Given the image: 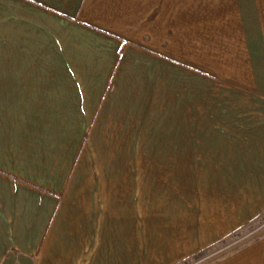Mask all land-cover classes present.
<instances>
[{
  "label": "crops",
  "instance_id": "0c3cea01",
  "mask_svg": "<svg viewBox=\"0 0 264 264\" xmlns=\"http://www.w3.org/2000/svg\"><path fill=\"white\" fill-rule=\"evenodd\" d=\"M0 7V26L9 14L14 28L0 32V264H182L219 238L196 240L159 263L136 262L118 237L121 222L129 227L127 198L102 195L90 213L79 210L71 179L88 125L102 140H127L139 100L144 123L159 125L168 99L182 101L184 74L198 71L168 45L242 47L209 51L214 60L254 62L227 70L251 81L238 115L229 116L238 117L226 148L245 166L254 163L249 153L264 157V0H0ZM207 264H264V233Z\"/></svg>",
  "mask_w": 264,
  "mask_h": 264
},
{
  "label": "rangeland",
  "instance_id": "374dc122",
  "mask_svg": "<svg viewBox=\"0 0 264 264\" xmlns=\"http://www.w3.org/2000/svg\"><path fill=\"white\" fill-rule=\"evenodd\" d=\"M7 16L6 29L0 26V32L9 35L14 28L13 19ZM107 24L111 26L109 31L117 29ZM162 47L168 48V54L182 56L184 64L193 67L198 75L184 74L182 101L168 99L161 125L155 124L154 118L152 124L144 123L142 100L137 105L138 123L127 134V140H102L95 133L96 125H88V139L72 174L71 180L77 185L72 197L80 203L77 208L84 206L88 213L94 208L91 202L102 195L122 203L127 198L128 204L123 206L129 209V227L121 222L118 237H124L128 253L136 262L149 259L159 263L165 255L174 257L176 251H187L185 247L196 240L203 244L219 237L197 250V258L182 263L207 264L264 233V157H251L254 152L249 153L247 157L254 163L245 166L238 163L237 150L226 148L230 124L238 117L229 116L238 115L237 107L244 95L240 92L251 81L231 76L235 73L229 75L227 70L234 65L237 71L245 63L250 68L254 62L214 60L209 52H217L211 50L217 48L221 54L223 49L238 52L242 49L239 44L205 43L196 50L190 45ZM136 88L140 92L134 95L141 98V86ZM233 104L235 111L229 110ZM245 111L248 115L253 112ZM119 128V124L115 126L116 131ZM245 168L253 169L250 172ZM116 181L123 187L115 189ZM94 197L97 199L92 201ZM123 206L119 204V208Z\"/></svg>",
  "mask_w": 264,
  "mask_h": 264
},
{
  "label": "trees",
  "instance_id": "16d2710c",
  "mask_svg": "<svg viewBox=\"0 0 264 264\" xmlns=\"http://www.w3.org/2000/svg\"><path fill=\"white\" fill-rule=\"evenodd\" d=\"M198 256H196L195 258H197Z\"/></svg>",
  "mask_w": 264,
  "mask_h": 264
}]
</instances>
